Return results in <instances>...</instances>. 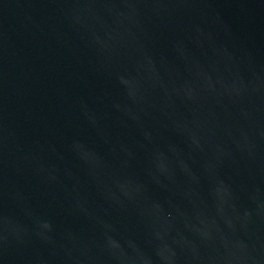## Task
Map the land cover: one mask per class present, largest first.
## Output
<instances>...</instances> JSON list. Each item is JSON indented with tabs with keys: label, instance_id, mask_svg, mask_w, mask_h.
<instances>
[{
	"label": "water",
	"instance_id": "obj_1",
	"mask_svg": "<svg viewBox=\"0 0 264 264\" xmlns=\"http://www.w3.org/2000/svg\"><path fill=\"white\" fill-rule=\"evenodd\" d=\"M0 264H264V0H0Z\"/></svg>",
	"mask_w": 264,
	"mask_h": 264
}]
</instances>
